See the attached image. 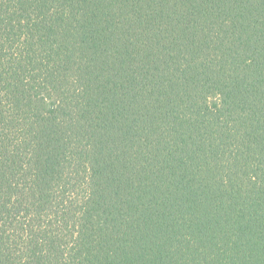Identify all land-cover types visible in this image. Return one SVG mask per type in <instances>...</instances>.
<instances>
[{
  "label": "trees",
  "instance_id": "16d2710c",
  "mask_svg": "<svg viewBox=\"0 0 264 264\" xmlns=\"http://www.w3.org/2000/svg\"><path fill=\"white\" fill-rule=\"evenodd\" d=\"M0 264H264V0H0Z\"/></svg>",
  "mask_w": 264,
  "mask_h": 264
}]
</instances>
